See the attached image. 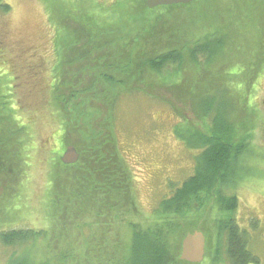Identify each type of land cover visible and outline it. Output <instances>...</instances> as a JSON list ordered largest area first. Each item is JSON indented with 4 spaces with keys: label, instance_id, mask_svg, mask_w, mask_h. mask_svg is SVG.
Instances as JSON below:
<instances>
[{
    "label": "trees",
    "instance_id": "1",
    "mask_svg": "<svg viewBox=\"0 0 264 264\" xmlns=\"http://www.w3.org/2000/svg\"><path fill=\"white\" fill-rule=\"evenodd\" d=\"M146 1L91 11L45 0L54 61L11 44L0 22V249H14L8 264H189L179 259L188 214L238 208L227 192L241 179L245 149L230 148L258 102L264 0H227L233 9L223 11L240 20L234 28L251 25L243 43L230 42L223 17L213 29L202 0L155 10ZM2 2L5 16L12 9ZM139 92L174 109L203 150L196 175L172 187L153 218L140 208L114 129L118 102ZM68 146L80 156L74 165L62 162ZM231 217L205 231L201 264L223 254L230 264H259Z\"/></svg>",
    "mask_w": 264,
    "mask_h": 264
},
{
    "label": "rangeland",
    "instance_id": "2",
    "mask_svg": "<svg viewBox=\"0 0 264 264\" xmlns=\"http://www.w3.org/2000/svg\"><path fill=\"white\" fill-rule=\"evenodd\" d=\"M2 1V4L8 2L12 9L5 16H0V22H4L11 44L17 48L34 50L37 55H50V61H54L55 30L48 16L45 0ZM57 1L67 7L90 8L91 11L93 4L96 10H103L116 8L117 3V0ZM202 2L203 7L207 9L208 22L212 24L214 20L217 21L213 29L223 27L218 25L223 17L222 22L226 23L225 26L230 27L229 23L232 22L229 30L234 34L230 42L245 41L244 37L252 30L250 23L246 22L243 29L241 27L235 29L240 20L236 23L232 15L223 11L228 9L230 14V10L233 9L232 2L229 3L227 0H202ZM209 23L205 24V29L210 27ZM212 42L209 47L211 49L215 47V50L219 46V41L213 39ZM208 54L212 56L210 50ZM263 58L259 59L260 62L256 60L257 64H264L261 61ZM23 60L29 61L25 56ZM257 85L258 102L256 108L248 115L251 120L249 128L243 135L242 132L239 134L238 142L230 148L232 152L245 149V153L240 158L241 179H238L236 185L227 192L230 196L236 195L238 208L231 215L221 213V216L213 214L214 212L203 215L201 210L196 217H190L192 214H188L189 218H186L188 220L185 223L187 226H192V232H202L208 238L205 231H212L213 220L232 216L240 228L247 233L249 251L258 258L259 264H264V75L258 80ZM114 122L119 146L125 154L127 165L135 180L134 186L140 208L148 217L153 218L161 202L171 196L172 187L182 185L188 178L196 175L203 150L194 147L192 135L186 132L190 129L185 119H182L165 102L142 92L128 94L118 102ZM206 122L211 126L210 121ZM208 133L210 134L209 131ZM13 251L14 249L10 248L0 249V263L8 264L7 261ZM216 264L230 263L223 254Z\"/></svg>",
    "mask_w": 264,
    "mask_h": 264
},
{
    "label": "water",
    "instance_id": "3",
    "mask_svg": "<svg viewBox=\"0 0 264 264\" xmlns=\"http://www.w3.org/2000/svg\"><path fill=\"white\" fill-rule=\"evenodd\" d=\"M194 1L196 0H148L147 7L153 10L157 7L179 6V4L190 5ZM79 159V153L73 146L67 147L62 156L65 165H74ZM181 249L180 260L189 264H201L206 255V237L202 233L189 234L185 237Z\"/></svg>",
    "mask_w": 264,
    "mask_h": 264
},
{
    "label": "bare ground",
    "instance_id": "4",
    "mask_svg": "<svg viewBox=\"0 0 264 264\" xmlns=\"http://www.w3.org/2000/svg\"><path fill=\"white\" fill-rule=\"evenodd\" d=\"M196 233H198V232H196ZM195 232H193V233H189V234H196ZM200 233H202V232H200ZM189 234H187V236L189 235ZM203 234V233H202ZM204 235V234H203Z\"/></svg>",
    "mask_w": 264,
    "mask_h": 264
}]
</instances>
